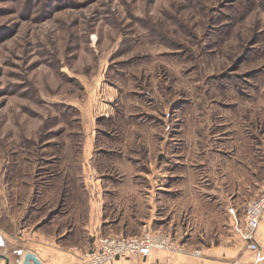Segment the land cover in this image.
<instances>
[{
  "label": "rangeland",
  "instance_id": "1",
  "mask_svg": "<svg viewBox=\"0 0 264 264\" xmlns=\"http://www.w3.org/2000/svg\"><path fill=\"white\" fill-rule=\"evenodd\" d=\"M263 183L264 0H0V264L83 247L91 210L257 261Z\"/></svg>",
  "mask_w": 264,
  "mask_h": 264
},
{
  "label": "crops",
  "instance_id": "2",
  "mask_svg": "<svg viewBox=\"0 0 264 264\" xmlns=\"http://www.w3.org/2000/svg\"><path fill=\"white\" fill-rule=\"evenodd\" d=\"M102 216L103 213H94L93 210L89 213L86 227L88 228V233L92 234V237L89 239L90 241L87 240V242H85L86 244L82 245L83 247L79 245L66 247L58 244L57 246H49L48 249H43V251H29H33L39 256L41 264H80L81 257L84 254L80 253L82 248L88 246L87 250H90L97 247L99 236H105V234L101 232V226L104 222L101 219ZM91 223L93 224L91 225ZM83 226L85 228V223ZM257 239L261 245L260 249L256 252L248 250L250 253H253V255L258 256L257 261H254L253 258H249L244 254L242 257L243 264H264V213L257 231ZM197 245L200 247V254L186 255L181 252H171L167 249H155L150 255L145 257L118 256L104 264H219V261L223 264V261L236 258L240 254V248L237 246L235 248L225 245H213L212 243H199ZM218 250L221 252L220 260L218 258L216 259L217 255L214 254ZM7 264H9L8 259Z\"/></svg>",
  "mask_w": 264,
  "mask_h": 264
},
{
  "label": "built area",
  "instance_id": "3",
  "mask_svg": "<svg viewBox=\"0 0 264 264\" xmlns=\"http://www.w3.org/2000/svg\"><path fill=\"white\" fill-rule=\"evenodd\" d=\"M232 211L235 213L234 209ZM263 213L264 183L261 187L260 195L247 203L243 221L240 222L235 215L236 230L243 239L247 249L252 252L258 251L261 246L257 239V231ZM98 241L96 248L84 252L80 264H104L118 256L145 257L150 255L155 249L184 251L182 246L171 235L152 230L135 235L115 234L99 236ZM200 252L197 249L193 254H200Z\"/></svg>",
  "mask_w": 264,
  "mask_h": 264
},
{
  "label": "water",
  "instance_id": "4",
  "mask_svg": "<svg viewBox=\"0 0 264 264\" xmlns=\"http://www.w3.org/2000/svg\"><path fill=\"white\" fill-rule=\"evenodd\" d=\"M22 264H41V259L33 251H27L22 259Z\"/></svg>",
  "mask_w": 264,
  "mask_h": 264
}]
</instances>
